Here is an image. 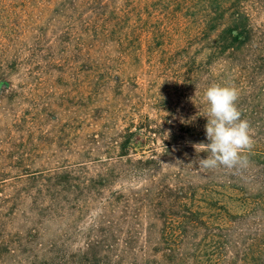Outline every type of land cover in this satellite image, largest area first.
Instances as JSON below:
<instances>
[{"label": "rangeland", "instance_id": "rangeland-1", "mask_svg": "<svg viewBox=\"0 0 264 264\" xmlns=\"http://www.w3.org/2000/svg\"><path fill=\"white\" fill-rule=\"evenodd\" d=\"M219 7L227 11L225 23L233 13L245 15L253 33L232 64L211 56L216 33H209V20ZM244 58L248 69L241 67ZM213 83L239 90L237 107L254 144L264 140V0H0V218L14 211L5 233L15 250L0 264L69 263L72 256L76 264L88 230L100 227L101 196L137 193L152 174L203 186L213 173L220 184L221 169L189 163L207 153L186 151L173 139L183 126L207 124L203 97ZM148 160L160 163L162 172L152 173L153 164L143 169ZM248 168L240 169L250 176ZM62 172L76 187L50 191L43 185ZM101 175L111 184L84 187ZM249 184L247 193L227 183L204 195L206 217L222 214L218 222L229 226L228 214L209 204L240 215L248 200L256 210L262 192ZM57 193L60 204L51 205ZM112 219L121 224L118 230L129 228L121 209ZM33 230L40 234L29 245ZM119 234L103 262L136 264V257L120 252L126 235ZM63 247L66 259L49 254Z\"/></svg>", "mask_w": 264, "mask_h": 264}, {"label": "trees", "instance_id": "trees-1", "mask_svg": "<svg viewBox=\"0 0 264 264\" xmlns=\"http://www.w3.org/2000/svg\"><path fill=\"white\" fill-rule=\"evenodd\" d=\"M62 8H67V4H63ZM219 9L222 8L219 7ZM226 15L227 11L221 10L215 18L209 20V33H216L211 56L221 57L225 59V62L232 64L239 53L248 50L253 40V33L245 15L233 13L225 23ZM241 61L244 62L241 67L248 69V58ZM242 113H244L243 110ZM188 125L190 126H183L173 139L175 142H181V145L188 149L186 151L200 153V150L196 151L191 146L197 142H208L206 125L203 124V129L200 130L195 125ZM149 133L157 135V132L153 130H150ZM129 143V138L122 143V156H125L124 153ZM199 155L195 158L201 157ZM244 155L247 160L242 166L233 169L217 168L222 170L217 178L220 184L213 183V173L207 175L203 186H195L192 181L178 175L176 178L168 179L154 177L152 174L148 178L149 186L142 188L137 193L132 191L130 194H124L119 190L109 197L101 196V200H103L102 214L99 215L96 223L100 224V227L98 230H88L86 248L77 255L79 259L76 264H106L103 261L108 260L105 255L110 252L108 245H112L111 240L118 241L119 233V235H126V248L120 252L136 257V264L139 262L140 264H260L264 261V219L261 217V215L264 216V205L261 202V200L264 201V140H257L252 149L246 151ZM189 163L199 166V159L190 158ZM145 164L143 169H147V166L150 167L153 164L154 168L150 170L152 173L162 172L160 163L148 160ZM246 165L251 167L248 168L252 170L250 176L240 169ZM72 180L69 172H62L51 176L43 185H46L50 191L64 187H76ZM86 180L89 185L84 187L89 190L92 187L101 186L104 188L111 184L110 180H106L104 176ZM249 182L252 183V186H258L259 192H262L257 193L256 202L259 203V207L254 206L257 208L256 210L249 206L248 200L245 202L248 207L246 212L240 215L209 204V209L220 210L224 215L228 214L226 218L229 226L220 225L218 222L222 219V214L206 217L207 214L202 207V203H206V201L201 200L204 195L215 194L216 189L221 188V184L225 187L224 185L227 183H231L234 187L247 193L251 189L247 188L248 190H246L244 187L247 184L250 185ZM76 185L82 187L83 183L79 181ZM250 194L251 192L248 195ZM60 195L62 194L57 193L50 196L51 205L60 204ZM108 208L110 212L106 214L105 210ZM119 209L129 225L125 232L118 230L117 228L121 224L112 219ZM13 217L14 211H8L2 214L3 219L0 218V224H2L0 226V259L15 252L10 247V239H6L5 233L7 231L5 224ZM144 218H147L148 222H145ZM145 224L150 225L145 226ZM157 229H159V236L155 239L152 234ZM243 229H246V234L249 235L246 240H244V234L241 233ZM39 234L38 230L31 231L27 244L32 245L35 242L32 241V238H37ZM135 240L140 245L135 246L133 244ZM38 246H42V244ZM36 250L34 248L31 251L35 252ZM49 254H57L56 256L66 259L68 252L63 247L60 251L49 252ZM70 258V262L73 264L74 256ZM51 259L54 261L56 257L53 256ZM70 262H52L51 264H71ZM112 264L121 263L115 260Z\"/></svg>", "mask_w": 264, "mask_h": 264}, {"label": "clouds", "instance_id": "clouds-1", "mask_svg": "<svg viewBox=\"0 0 264 264\" xmlns=\"http://www.w3.org/2000/svg\"><path fill=\"white\" fill-rule=\"evenodd\" d=\"M239 90L229 84L213 83L204 93L207 103V124L205 126L208 143L193 145L197 151L207 153L199 160L204 169L237 168L246 163V151L254 145L251 128L247 119L237 107Z\"/></svg>", "mask_w": 264, "mask_h": 264}]
</instances>
